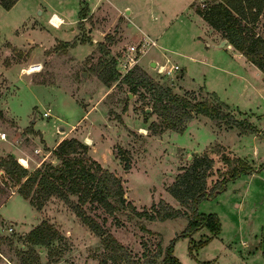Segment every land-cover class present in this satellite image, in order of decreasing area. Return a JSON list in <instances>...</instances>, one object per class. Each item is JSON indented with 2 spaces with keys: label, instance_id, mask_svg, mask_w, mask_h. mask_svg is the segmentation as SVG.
I'll use <instances>...</instances> for the list:
<instances>
[{
  "label": "rangeland",
  "instance_id": "rangeland-1",
  "mask_svg": "<svg viewBox=\"0 0 264 264\" xmlns=\"http://www.w3.org/2000/svg\"><path fill=\"white\" fill-rule=\"evenodd\" d=\"M113 1L17 0L8 9L0 5V131L7 133L0 140V159L13 156L32 171L57 163L50 147L60 135L77 137L88 144L89 157L121 178L130 203L113 215L94 203L84 207L137 263L144 264L159 241L165 248L174 240L173 254L181 264H264V72L230 48H206L211 30L193 10L212 0H197L192 8L190 0ZM255 29L264 36V9ZM143 33L157 45L137 65L155 82L193 100L220 99L260 134L216 125L202 114L178 132L164 127L148 90L133 92L119 80L103 82L97 73L101 61L114 58L118 67L121 51L141 45ZM196 35L201 38L193 42ZM166 58L179 66L170 75L151 65ZM32 64L38 69L27 72ZM152 122L156 127L151 128ZM204 154L214 160L206 177L208 189L239 157L256 170L226 181L220 193L198 202V212L218 216L217 235L203 226L179 236L189 208L168 188ZM18 187L15 176L0 166V264H21L30 247L29 231L44 220L60 236L51 245H34L38 259L33 264H117L110 255L114 251L60 197L52 195L36 209ZM167 206L183 215L148 220L131 210ZM208 237L206 244L191 248Z\"/></svg>",
  "mask_w": 264,
  "mask_h": 264
},
{
  "label": "trees",
  "instance_id": "trees-1",
  "mask_svg": "<svg viewBox=\"0 0 264 264\" xmlns=\"http://www.w3.org/2000/svg\"><path fill=\"white\" fill-rule=\"evenodd\" d=\"M17 0H0L4 8L12 7ZM193 4V3H192ZM264 9V0H212L197 6L195 11L248 60L264 72V36L256 31L255 25ZM99 77L106 84L112 81H121L129 86L130 90L137 91L145 88L150 92L155 112L164 122V127L182 132L188 121L196 114L208 116L216 125L222 123L236 127L240 132H252L260 134V131L246 118L236 117L229 106L218 99L216 102L208 98L196 99L176 93L169 86L162 85L139 65L133 66L124 76L116 67V60L103 59L98 70ZM41 83L46 81L42 80ZM213 94V93H212ZM213 96H216L213 94ZM157 122L151 123V128L156 127ZM264 134V132H263ZM88 144L77 137L62 139L52 149L57 158V163L47 162L30 171L15 157L8 156L0 159V166L10 175H14L19 183L18 192L29 200L36 209H41L44 203L52 196L57 195L79 216L96 235L101 237L105 248L112 249V260L117 264H141L137 263L114 235L107 233L104 226L89 214L84 205L97 204L107 214L113 215L117 211L126 210L130 203L126 200L124 186L121 178L114 172L105 168L101 163L87 155ZM230 163V158L225 157ZM213 158L204 154L196 156L191 165L178 175L168 190L178 201L189 208L185 213L187 226L179 236H186L193 231L206 226L212 235L220 232L221 224L215 213H201L196 207L201 199L216 196L225 188L226 181L238 177L241 173H250L256 170L246 160L237 158L226 176L217 181L210 189L207 188L206 177L213 165ZM126 168L129 166L126 164ZM262 167V166H261ZM75 196L76 199H72ZM139 218L148 220L173 219L183 215L179 209L171 206L155 211L137 210L131 208ZM142 229L150 232L144 225ZM59 230L49 221L44 220L34 226L27 235L30 244L27 253H23L21 264H33L38 256H35L34 245H51L59 238ZM177 236L174 238L176 239ZM205 238L197 245L202 246L209 241ZM173 241L163 248L161 241L157 243L156 251L146 257L144 264H181V261L173 254ZM264 243V232H263ZM27 254V255H26ZM264 254V247H263ZM163 255V259L159 258Z\"/></svg>",
  "mask_w": 264,
  "mask_h": 264
},
{
  "label": "built area",
  "instance_id": "built-area-1",
  "mask_svg": "<svg viewBox=\"0 0 264 264\" xmlns=\"http://www.w3.org/2000/svg\"><path fill=\"white\" fill-rule=\"evenodd\" d=\"M154 41L148 40L145 37L142 38L141 45H130L126 50H122L120 55L117 57V68L121 73V77L124 76L133 66L137 64L139 54L144 53L146 49L154 44ZM157 70L162 74L170 75L175 70L179 69L177 64H172L167 66L166 64H160L157 66ZM44 116H49L48 111H44ZM7 133L5 131H0V140L6 139ZM38 151V149H37ZM13 227L9 226L8 230H12Z\"/></svg>",
  "mask_w": 264,
  "mask_h": 264
},
{
  "label": "crops",
  "instance_id": "crops-1",
  "mask_svg": "<svg viewBox=\"0 0 264 264\" xmlns=\"http://www.w3.org/2000/svg\"><path fill=\"white\" fill-rule=\"evenodd\" d=\"M113 1V0H112ZM195 1H197V0H190L189 2H188V6H190L191 8H192V3L193 2H195ZM114 2V1H113ZM117 7H119V6H117ZM121 7H123V8H128V6H121ZM193 10V9H192ZM194 11V13H196V14H198L195 10H193ZM199 15V14H198ZM200 16V18H202L203 19V17L201 16V15H199ZM204 20V19H203ZM204 22L209 26V28H210V36H211V41L209 42V41H207L206 42V48H208V47H210V48H214V49H217V48H220L221 46L219 45L220 43H221V41L223 40V39H225L223 36H222V34L219 32V31H217L216 29H214L213 27H211L205 20H204ZM54 28H56V26L54 27ZM161 32V31H160ZM143 37H145L146 39H148V40H151V41H154L155 43L154 44H152V45H150L147 49H146V51H144V53H142L140 56H139V58H138V61H137V64H142L141 63V60L143 59V57L147 54V52L149 51V49L152 47V46H156L157 45V41H156V39L155 38H152L149 34H147V33H143ZM142 37V38H143ZM200 36H198V35H196V36H194L193 38H192V40H193V42H195V41H199L200 40ZM7 40V39H6ZM10 41V40H9ZM11 42V41H10ZM14 44V43H13ZM14 45H16V44H14ZM213 45V46H212ZM18 46H20V45H18ZM22 46H25V44H23ZM223 47H226V48H230V49H232V50H234L238 55H237V57L239 56V57H241V58H244V60H245V62L246 63H250V64H252L253 66H255V67H257L255 64H253L250 60H248V58L245 56V55H243L241 52H239L237 49H235L229 42H228V40H227V42L224 44V45H222ZM35 58H37V56L35 57ZM152 62V61H151ZM156 62V66H158V65H160V64H166L167 66H170L171 64H173V63H169L170 61H169V58H166V60H165V62H160V63H158V61L156 60L155 61ZM258 68V67H257ZM258 70H260L259 68H258ZM260 72H262L261 70H260ZM262 74H263V72H262ZM183 73L182 74H180V75H178V77L179 78H182L183 77ZM180 85V84H179ZM186 89V88H185ZM194 90V89H193ZM206 92V91H205ZM207 93V92H206ZM67 137V135H65V134H62V135H60V137L58 138V140L55 142V144L53 145V146H49L50 148H54L56 145H57V143L59 142V141H61L62 139H64V138H66Z\"/></svg>",
  "mask_w": 264,
  "mask_h": 264
},
{
  "label": "bare ground",
  "instance_id": "bare-ground-1",
  "mask_svg": "<svg viewBox=\"0 0 264 264\" xmlns=\"http://www.w3.org/2000/svg\"><path fill=\"white\" fill-rule=\"evenodd\" d=\"M159 66V65H158ZM38 69L37 65L36 64H32L26 71L27 72H32L34 70Z\"/></svg>",
  "mask_w": 264,
  "mask_h": 264
},
{
  "label": "water",
  "instance_id": "water-1",
  "mask_svg": "<svg viewBox=\"0 0 264 264\" xmlns=\"http://www.w3.org/2000/svg\"><path fill=\"white\" fill-rule=\"evenodd\" d=\"M127 11H128V9H127ZM226 42H227V39H223L219 45L222 46V45H224ZM151 65L156 66V62H155V61H152V62H151Z\"/></svg>",
  "mask_w": 264,
  "mask_h": 264
}]
</instances>
